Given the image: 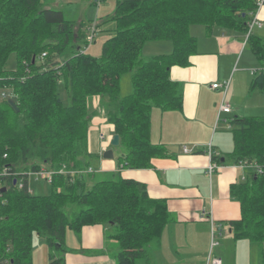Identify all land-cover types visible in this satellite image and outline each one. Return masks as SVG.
Wrapping results in <instances>:
<instances>
[{
  "label": "trees",
  "instance_id": "16d2710c",
  "mask_svg": "<svg viewBox=\"0 0 264 264\" xmlns=\"http://www.w3.org/2000/svg\"><path fill=\"white\" fill-rule=\"evenodd\" d=\"M256 7L257 0H118L114 13L97 25L114 27L95 57L82 51L86 23L67 19L46 0H0V90L9 92L0 99V168L12 174L0 194V264H32L35 235L47 245L48 264H61L67 229L97 224L112 229L120 246L116 264H149L147 248L160 244L171 222L166 201L119 173L99 179L87 172L93 108L100 106L119 136V170L147 168L153 158L168 156L164 144L150 139L151 114L182 109L181 85L170 78V68L189 65L197 53L190 28L245 33ZM147 41H169L172 51L144 56ZM246 44L260 64L249 86L264 92V39L252 33ZM10 54L13 69L6 68ZM123 73L131 74L127 95L120 94ZM60 79L69 105L62 103ZM228 123L233 148L212 160H255L263 173L250 172L230 186L240 217L227 224L233 239L259 244L264 264V115L234 116ZM40 167L54 174L50 193L35 195L26 189L25 173Z\"/></svg>",
  "mask_w": 264,
  "mask_h": 264
},
{
  "label": "crops",
  "instance_id": "0c3cea01",
  "mask_svg": "<svg viewBox=\"0 0 264 264\" xmlns=\"http://www.w3.org/2000/svg\"><path fill=\"white\" fill-rule=\"evenodd\" d=\"M55 5L58 6L53 9L61 10L58 3ZM256 17L260 24L253 27L251 34L264 39V5L258 9ZM70 20L83 22L81 18ZM191 29L195 30L197 53L190 57L189 65L170 68V78L181 85L182 109H154L151 114L150 139L153 143L164 144L168 156L153 158L147 168L119 170L113 161L114 152L112 158L103 157L104 151L112 149L110 139L113 136L112 126L105 116H93L88 130L91 166L92 162H98L96 168L93 167L95 178L119 173L121 177L142 183L149 197L166 201L171 222L162 233L157 246L160 250L153 257V264H207L211 221L219 234L224 227L231 235L227 223L240 217V206L231 198L230 186L243 181L250 169L221 158L217 168L208 174L211 158L206 149L210 145L216 155H227L233 148V140L226 123L234 116H261L254 113L264 111V92L249 86V75L257 71L249 67L259 61L250 48L245 52V33L218 26L213 27L210 34H206L203 26ZM163 42L165 45L155 48L153 53L172 51L171 42ZM241 60L243 63L239 64ZM226 80H229V87L225 94L222 89L212 87L213 83ZM222 100L231 107L229 113L218 114ZM218 115L220 120H217ZM92 125L97 126L98 133L104 134L103 139L92 141L90 131L95 129ZM111 233L110 227L100 224L84 226L80 231L67 229L66 251L61 264H116L120 246L110 237ZM199 241L204 250L195 254L192 251L199 247ZM37 251L40 264H47V245L35 235L32 264H35Z\"/></svg>",
  "mask_w": 264,
  "mask_h": 264
},
{
  "label": "rangeland",
  "instance_id": "374dc122",
  "mask_svg": "<svg viewBox=\"0 0 264 264\" xmlns=\"http://www.w3.org/2000/svg\"><path fill=\"white\" fill-rule=\"evenodd\" d=\"M116 2L117 0H47L46 5L55 8L58 6L55 5V3H58L60 6L59 9L63 10L64 16L66 18L73 20L81 18L84 23L91 24L92 22H95L98 25L100 23L99 21H103L107 19L114 13ZM113 27L114 24L111 22L107 24H103L101 29L97 31L96 35L94 36V41L90 44L88 49H86V52L92 56L99 57L101 54L102 43L105 40V38L108 37V32H109L108 29L111 30ZM196 27H202V26L201 25L194 26V29H196ZM194 32L195 30L191 29V33L195 34ZM163 43H164L163 41L145 42L142 48V54L144 56H152L157 54V53H153L155 52V48L157 49L158 47H162V45H165ZM245 47H246L245 48V52H246L249 49V47L248 46ZM201 48H204L203 45H201ZM159 54H163V53H159ZM242 63L243 60H241L239 64ZM254 64L256 65L249 67V69H254L258 71L260 65L257 63ZM14 67H15V56L14 54H10L6 63V68L13 69ZM253 76L254 75H249L250 80L253 78ZM131 90H132L131 74L123 73L120 77V94L127 95L131 92ZM59 93L61 96L62 103L64 105H69L71 100L63 79H60L59 81ZM93 111H94L93 116L104 114L100 106L94 107ZM258 112L259 113H254V114L264 115V111H258ZM249 114H253V113H249ZM92 127L95 129L97 128L96 125H92ZM95 129H92L90 131L91 139L93 142L95 140L98 141V139L100 138L99 137L100 133H98L99 132L98 129L96 130ZM102 142H105V140H103ZM111 147L114 152L113 161L117 165L118 157L120 153V147L119 146H111ZM97 163L98 162H92L93 167L96 168ZM95 176L97 175L95 174ZM91 178H92L91 180L95 179L93 177ZM28 187L32 190L33 194L44 195L50 193L51 183L47 182L44 179L31 178L28 181ZM40 239L43 238L40 237ZM215 240L218 241V245H216L213 248V254L220 256L224 264H261L258 243L250 242L245 239L235 240L232 238V235H229V232L224 227L222 228L220 234L218 233L217 229L215 230ZM199 243L201 246L199 245V247H197L194 251H192L195 254H199L200 251L204 250L201 241H199ZM147 249H148V256H150L151 259V263L149 264H153V257L160 249L155 244H151V246H149ZM45 258H46L45 261L48 262L47 257ZM34 259H35V264H40L39 251L35 253Z\"/></svg>",
  "mask_w": 264,
  "mask_h": 264
},
{
  "label": "built area",
  "instance_id": "2783aa9c",
  "mask_svg": "<svg viewBox=\"0 0 264 264\" xmlns=\"http://www.w3.org/2000/svg\"><path fill=\"white\" fill-rule=\"evenodd\" d=\"M264 5V0H257V7L256 10L253 12L252 14V18L251 20L248 22L247 24V31L245 32V37L246 39L248 38V36L251 34L252 29L255 25H259V21L256 17V13L258 11V9ZM97 31H99V28L97 27V24L95 22H92L91 24H89L87 26V30L85 33V40H86V45L82 47V51L86 52V49L90 46V44L94 41V36L96 35ZM44 55V54H43ZM42 55V56H43ZM213 88H220L222 89V91L224 92V94L226 93L228 87H229V80H226L222 83H213L212 84ZM9 96V92L4 90H0V99H4L7 98ZM231 111V107L229 106V104H226L223 100L220 103L219 106V113H229ZM217 120H220V116L218 115ZM226 121V120H224ZM227 122V121H226ZM226 126L230 128V124L227 122ZM100 139L104 138V134L100 133ZM206 153L209 155V157L211 158V162L209 163L208 167H207V173L211 174L214 169L217 168V162L212 160V155H214V151L212 150L211 146L209 145L206 149ZM240 166H244L250 169V172H255V173H263V166L258 162V161H241L239 163H237ZM94 171L93 168L89 167L87 172H92ZM74 173V172H72ZM54 171L53 170H48L45 167H40L34 171H27L25 173L26 175V189L29 193H32V190L28 187V181L31 178H35V179H44L47 182H52V177H53ZM12 176V174L10 173L9 169L7 167H1L0 168V194H1V188L4 187L3 182L5 181L6 178ZM14 183L17 184V186L19 188H22L24 186L23 181H16V179H14ZM215 230L216 227L214 225V223L211 221V245H210V251L208 253V258H207V264H222V259L220 256L214 255L213 254V248L218 245V241L215 240Z\"/></svg>",
  "mask_w": 264,
  "mask_h": 264
},
{
  "label": "water",
  "instance_id": "95a60500",
  "mask_svg": "<svg viewBox=\"0 0 264 264\" xmlns=\"http://www.w3.org/2000/svg\"><path fill=\"white\" fill-rule=\"evenodd\" d=\"M8 103L13 107V108H15V109H17L16 108V105H15V103L13 102V100L12 99H8ZM118 144H119V136L117 135V134H114L112 137H111V139H110V145L111 146H118ZM103 157L104 158H112L113 157V151H112V149H107L106 151H104V153H103ZM15 182V181H14ZM5 190V188L4 187H2L1 188V191H4Z\"/></svg>",
  "mask_w": 264,
  "mask_h": 264
}]
</instances>
